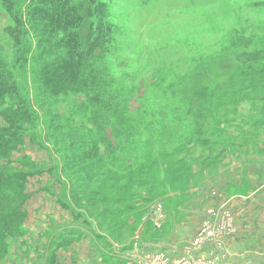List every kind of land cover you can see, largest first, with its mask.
<instances>
[{"label":"trees","instance_id":"trees-1","mask_svg":"<svg viewBox=\"0 0 264 264\" xmlns=\"http://www.w3.org/2000/svg\"><path fill=\"white\" fill-rule=\"evenodd\" d=\"M0 4L11 21L5 33L16 48L18 63L24 64L31 51L37 52L43 92L52 98L83 96L75 113L83 116L87 125V129L78 128L68 117L48 118L45 134L58 163L46 171L30 165L27 158L26 169L1 166L2 161L10 162L13 154L21 151L25 126L35 127L37 111L21 97L12 72L0 56V261L9 253V239L22 236L21 226L27 218L25 204L30 198L27 184L34 176L48 172L60 181L62 190L69 188L75 202L95 208L96 215L101 217L98 225L113 236L127 227L130 216L131 228L139 226L147 211L140 203L159 199L164 208L176 207L170 204L174 194L160 192V186L173 188L183 178L218 168L229 154L239 156L244 147H256L247 146L263 128L238 131L233 142L217 128L226 114L225 105L215 102V92L220 87L217 84L212 89H193L185 108L163 100L132 111L131 87L127 91L118 82L127 73L115 58L111 61L112 55L109 58L115 27L106 18L103 1L88 0L86 9L74 0H26L23 7L17 0H0ZM86 18L93 20L86 22ZM30 30L35 36L32 39ZM234 42L239 43L233 55L241 79L239 85L264 94V48L249 50L248 37L240 36ZM113 65L118 73L110 71ZM261 103L264 106V95ZM208 110L210 117L206 118ZM259 114L264 115V111ZM209 121L217 125L209 135L220 142L203 137ZM256 122L255 129L261 126L259 122L264 124ZM143 193L152 199L145 198ZM60 204L71 210L76 220L81 218L69 204ZM82 236L60 238L55 250H67ZM91 237L100 256L97 264H124L120 253L124 248L120 246L116 252L113 246L121 245L116 239L107 233H94ZM129 243L133 244L130 240ZM47 264H57L55 253H51Z\"/></svg>","mask_w":264,"mask_h":264},{"label":"rangeland","instance_id":"rangeland-1","mask_svg":"<svg viewBox=\"0 0 264 264\" xmlns=\"http://www.w3.org/2000/svg\"><path fill=\"white\" fill-rule=\"evenodd\" d=\"M100 1L106 5L107 20L115 27L112 38L114 46L109 58L112 55L111 61L115 58L116 63L127 73L118 82L127 91L131 87L129 108L132 111L163 100L185 108L193 89L201 86L212 89L217 84L220 87L215 92V102L220 101L225 105L223 121H235L229 124L223 122L217 127L224 138L233 142L238 131L248 128L250 131L264 129L262 122H259L261 126L254 128L256 121L264 122V115L259 114L264 111L261 103L264 94L251 92L246 86L239 85L241 79L233 60L239 44L234 41L240 36L250 39L249 50L264 48V0ZM17 2L22 7L26 4V0ZM74 2L81 3L85 9L88 7V0ZM89 20L86 18V22ZM10 25L11 21L0 4V56L12 72L21 97L37 111V121L35 127L25 126L21 151L14 153L10 162L2 161L1 166L26 169L27 158L30 165L46 171L58 163V159L46 138L44 123H49L48 118L68 117L78 128L84 126L87 129L83 116L75 113L76 108L83 103V96L52 98L46 95L38 78L37 52L31 51L24 64L18 63L16 48L5 33V28ZM28 33L31 39L35 37L32 30ZM110 71L118 73L116 65L111 66ZM209 113V110L205 113L206 118L210 117ZM215 126L217 125L210 121L205 124L207 132L203 137H211L209 131L214 133L212 131L216 130ZM253 137L247 147H256L247 148L246 152L242 149L239 156L235 153L239 150L236 148L233 152L235 154H231L235 160L233 162L240 164L237 159L242 157L246 159V162H242L244 165L249 164L247 161L251 158L264 163V131L260 130ZM211 139L220 142L219 139ZM195 151L199 152L196 149ZM127 161L131 162V159ZM231 162L230 159H225L221 166L211 172L186 180L183 178L175 182L173 188L164 189L162 185L159 191L173 193L170 204L176 206H185L188 198L198 199L202 195L220 194L214 190L216 180L225 176L227 179L240 181L241 177L237 176L235 169L231 176L224 173L232 165ZM261 173L264 178V171L261 170ZM60 179L62 183L65 181L62 175ZM212 180L215 181L210 183ZM27 192L30 198L25 204L27 218L21 226L22 236L9 239V253L0 264H47L51 253L57 255V264H77L73 254L76 253L75 248L70 247L72 254L69 255H64L63 250H55V243L64 236L83 235L82 237L89 239V245H93L91 236L94 233H107L121 244L118 247L129 245V240L133 242L138 237L139 241L140 235L144 233V228L139 229V226L150 221L147 217L151 215L152 208L157 203H163L143 193L145 198L152 201L139 204L147 208L141 216L139 226L136 229L131 228L133 216H130L127 227L111 236L108 231H104L102 225H98L101 217L96 215L95 208L75 202L69 188L62 190L61 182L48 172L30 178ZM60 201L69 204L75 213H80V220L72 216L71 210L69 212L63 209ZM165 207L167 211L170 210L168 206ZM169 215H172L171 211ZM216 219L218 220L217 217ZM152 227L150 221L145 231L150 234ZM214 227L213 229L224 233L226 223L215 224ZM230 231L229 228L226 233ZM252 247L253 249L247 251L257 258H263L264 264V243ZM224 254L225 257L228 256Z\"/></svg>","mask_w":264,"mask_h":264},{"label":"crops","instance_id":"crops-1","mask_svg":"<svg viewBox=\"0 0 264 264\" xmlns=\"http://www.w3.org/2000/svg\"><path fill=\"white\" fill-rule=\"evenodd\" d=\"M225 159H230L232 165L224 173L231 176L235 169L237 176L241 177L240 181L225 176L218 181L212 180L210 183L215 181L214 190L220 194L202 195L198 199L185 198V206H168L172 215H169L167 209L163 210L160 227L153 225L150 234L145 231L150 221L142 223L139 229L144 228V233L140 235L139 241L136 237L132 245H122L124 264H134L129 256L140 250L162 252L170 258H178L186 254V246L193 245V237L199 228L205 224L214 227L222 222L226 223L225 232L218 231L215 237L201 244L202 247L192 249V254L217 256L224 264H262L263 258H257L247 250L253 249L252 245L264 243V178L261 173V170L264 171V163L251 158L247 161L249 164L244 165L242 162H246V159L240 157L237 159L240 164H236L231 154ZM221 202L224 206H220ZM213 208L218 209L215 216L209 213ZM229 228L231 231L226 233ZM70 247L76 250L73 254L77 264H97L100 260L99 254L94 252L96 249L89 245L86 237ZM224 253L229 257H225ZM69 254H72L70 248L64 251V255Z\"/></svg>","mask_w":264,"mask_h":264},{"label":"built area","instance_id":"built-area-1","mask_svg":"<svg viewBox=\"0 0 264 264\" xmlns=\"http://www.w3.org/2000/svg\"><path fill=\"white\" fill-rule=\"evenodd\" d=\"M220 206H224L221 203ZM214 210V211H213ZM157 211L160 212V206L157 207ZM218 209L213 208L209 210V213L212 215H216ZM161 215L160 213L155 219V224L157 225L160 222ZM219 229L215 230L210 224H205L201 228L196 231L195 236L193 237L192 243L193 245L186 246L185 255L179 256L178 258H170L166 253L155 252V251H144L140 250L138 252H134L133 255L130 254V261L134 264H220V257H204V256H194L192 254V249L202 247L201 244L206 241L212 239L218 234Z\"/></svg>","mask_w":264,"mask_h":264}]
</instances>
